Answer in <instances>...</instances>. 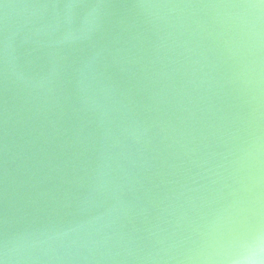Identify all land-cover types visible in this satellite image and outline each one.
I'll use <instances>...</instances> for the list:
<instances>
[{"label": "water", "instance_id": "1", "mask_svg": "<svg viewBox=\"0 0 264 264\" xmlns=\"http://www.w3.org/2000/svg\"><path fill=\"white\" fill-rule=\"evenodd\" d=\"M226 2L0 0V264H176L230 207L264 82L200 7Z\"/></svg>", "mask_w": 264, "mask_h": 264}, {"label": "clouds", "instance_id": "2", "mask_svg": "<svg viewBox=\"0 0 264 264\" xmlns=\"http://www.w3.org/2000/svg\"><path fill=\"white\" fill-rule=\"evenodd\" d=\"M175 7L183 14L194 6ZM200 7L210 9L211 26L250 57L252 74L264 82V0ZM257 159L251 156L249 174L230 207L207 223L173 233L162 249L164 258L176 264H264V167L253 163Z\"/></svg>", "mask_w": 264, "mask_h": 264}]
</instances>
